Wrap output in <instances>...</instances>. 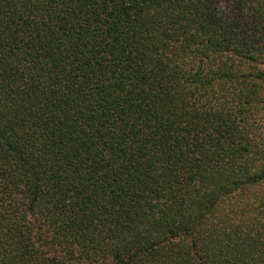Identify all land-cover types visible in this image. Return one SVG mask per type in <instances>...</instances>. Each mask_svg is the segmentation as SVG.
Listing matches in <instances>:
<instances>
[{
  "label": "trees",
  "instance_id": "16d2710c",
  "mask_svg": "<svg viewBox=\"0 0 264 264\" xmlns=\"http://www.w3.org/2000/svg\"><path fill=\"white\" fill-rule=\"evenodd\" d=\"M0 264H264V0H0Z\"/></svg>",
  "mask_w": 264,
  "mask_h": 264
}]
</instances>
